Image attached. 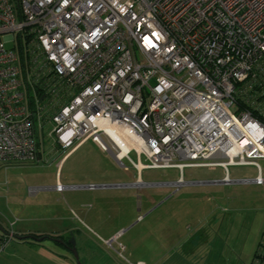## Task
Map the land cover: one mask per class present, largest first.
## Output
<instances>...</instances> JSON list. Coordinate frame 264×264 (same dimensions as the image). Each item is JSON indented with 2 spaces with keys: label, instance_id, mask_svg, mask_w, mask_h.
I'll return each instance as SVG.
<instances>
[{
  "label": "built area",
  "instance_id": "obj_1",
  "mask_svg": "<svg viewBox=\"0 0 264 264\" xmlns=\"http://www.w3.org/2000/svg\"><path fill=\"white\" fill-rule=\"evenodd\" d=\"M108 128L142 142L136 167L260 170L264 0H0V162L36 161L42 134L121 159Z\"/></svg>",
  "mask_w": 264,
  "mask_h": 264
},
{
  "label": "crops",
  "instance_id": "obj_2",
  "mask_svg": "<svg viewBox=\"0 0 264 264\" xmlns=\"http://www.w3.org/2000/svg\"><path fill=\"white\" fill-rule=\"evenodd\" d=\"M49 138L51 137L42 134L38 160L42 159V151L45 152L48 149L47 141L50 140ZM52 140L54 153L57 156L63 155L56 161L57 169L52 178L53 182L40 188V190L57 192L55 203L52 201L49 207H45L50 209V214H42L41 219H44L45 224L37 228L21 225L20 222H12L13 228H11V225L6 224V221L0 217V237L14 235L0 252V264H76L69 244L72 234L75 236L83 264H128L129 260V264L136 262L145 264H253V260L248 255L247 257L244 255L245 250L243 248L241 254H236L231 231L227 226L223 227L225 220L221 224L222 226L220 225L221 216L229 211L227 207L234 200L231 186L244 184L239 182L241 179L232 178L229 168L221 180L188 182L189 185H200L199 188L203 185H210L208 187H214V189L225 188L222 192H219L221 189H215L216 194H210L211 192L208 190L206 192L209 194L203 195L200 193L181 194L179 196V208L170 207V210L163 212L166 214L163 215L165 219L162 220V228H167L165 231L167 234L154 238L156 237L154 234L156 230L150 228L152 222L145 223L156 210L153 207L158 203V199L146 200L147 214L145 218L141 220L142 214H137V209H140L137 189L147 187H138V182L144 181L142 171L150 169L141 166L144 163L142 161L143 156L139 157L131 147L128 151L129 155L126 156V152L119 159L115 150H105L92 139H88L62 153L60 144L55 139ZM90 140L102 152L108 154L115 173L117 169H123L125 177L129 178L121 179L119 177L109 180L108 178H87L86 181L78 182L70 176L64 177L63 172L67 162ZM77 148L79 149L76 150ZM133 152L136 153L138 160L131 156ZM125 159L128 160V165L123 162ZM132 161L141 165L136 167ZM96 163L101 164L100 162ZM219 167L224 169L222 165ZM259 174L263 176L261 166ZM227 177L232 182L227 183ZM57 184L66 186L63 191L65 195L56 189ZM90 184L102 185L103 187H96L97 189L93 190L86 187ZM171 198L168 197L163 204ZM212 201L214 207L203 208L204 204ZM141 205L144 206V204ZM0 215L2 214L0 213ZM173 216L178 218L177 220L173 219L177 223L172 225L171 218ZM139 220L145 221L142 226H149L148 232L150 237L154 239H149V234L143 233L136 236V233H133L125 238L123 243L121 242L125 257L118 258L113 251L108 249L106 241L123 238L128 231L134 228L133 226L138 224ZM229 220L230 223L234 224L233 217ZM227 222H229L228 219ZM213 226H215V230H213ZM127 228L131 229L122 234ZM169 228L172 231H177L176 239L173 241H169L171 234H173ZM222 228L223 232L220 234ZM15 235H34L43 237V239L19 240ZM149 254L150 258L147 257Z\"/></svg>",
  "mask_w": 264,
  "mask_h": 264
},
{
  "label": "rangeland",
  "instance_id": "obj_3",
  "mask_svg": "<svg viewBox=\"0 0 264 264\" xmlns=\"http://www.w3.org/2000/svg\"><path fill=\"white\" fill-rule=\"evenodd\" d=\"M13 45L14 43L11 42L7 46L13 47ZM45 102H47V98L42 104ZM52 127V124L47 126L45 134H47ZM103 137L105 141H108L106 136ZM49 139L50 140L47 141L48 149L45 152L42 151V159L24 163L0 162V213L2 214L0 217L2 220L6 221V224H10L11 228H13L12 222H20L21 225L31 228L43 226L45 221L41 219L42 214H50V209L45 207H49L52 201L55 203L57 192L40 190V188L53 182L52 178L57 169L56 161L63 155L60 154V156H57L54 153L53 138ZM78 149L79 148L76 150ZM68 150H70V148L66 150L60 149L62 153ZM131 156L133 159L138 160L136 153H131ZM224 160L226 159L219 158L214 161ZM142 161L144 163L146 162L144 156L142 157ZM96 162H100L101 164H97ZM123 162L126 165L129 163L127 159ZM258 163L262 168V177L264 179V159H259ZM228 168L233 179H254L259 174V167L254 165H230L224 167V169L219 167V165L186 167L184 170H179L177 168L144 169L142 171V178L145 182L165 183V185H150L140 190L137 189L140 202V209H137V214H142L143 217L141 220L145 218L147 214L145 207L146 200L157 198L158 203L153 207L156 208V210L153 211L145 224L149 221L150 223L152 222L150 228L156 230L154 232L156 237L154 238L164 236V234H167V232H165L167 228H162V220L165 219L163 215L166 214V212H163L170 210V207L179 208V196L181 194H209L206 192L207 190L211 192L210 194H216L215 189H221L219 192H222L225 188L218 187L214 189V187H208L210 185H203V188H199L200 185L194 184H184L178 187L166 183H174L181 178L187 183L201 180H221L222 176H224L225 173L227 174ZM122 170L117 169L115 173L108 154L102 152L101 149L90 140L73 154L64 167L63 176H70L78 182L86 181L87 178H108L109 180L111 178L120 177L121 179H128L129 177H125ZM231 187L233 189L234 200L227 207L229 211H226L224 215L221 216L220 225L223 224L225 220L223 227L227 226L231 231L232 241L235 242L236 254H241L243 248L245 250L244 255L246 257L248 255L254 262L255 259L259 257L261 249L264 248V182L261 184H234V186ZM96 189L97 188H94L93 190ZM63 195H65L64 192ZM168 197H172L171 200L163 204ZM141 204H144V206L142 207ZM205 207H214V202H207L204 204L203 208ZM125 208L127 210L126 205ZM232 217L234 219V224L230 223L229 220ZM177 218L178 217L175 216L171 218L172 225L177 223L173 221V219L177 220ZM227 219L229 222H227ZM144 222L145 221L139 220L138 224L133 226L134 228L132 227V230H130L131 228L125 229L122 234H125L128 230L130 231H128L123 238L114 240L111 246L107 244L108 249L113 251L118 258H124L125 252L121 245H123L122 243L125 238L131 236L133 233H136V236L144 233L145 235L149 234V239H154L150 237V233L148 232L149 226H142ZM213 227V230H215V226ZM170 231L173 234H171L169 241H173L176 239L175 236L177 231H172L171 229ZM222 232L223 228L220 230V234H222ZM79 256L81 258L80 252ZM147 257L150 258V254ZM128 262L130 263V260Z\"/></svg>",
  "mask_w": 264,
  "mask_h": 264
},
{
  "label": "bare ground",
  "instance_id": "obj_4",
  "mask_svg": "<svg viewBox=\"0 0 264 264\" xmlns=\"http://www.w3.org/2000/svg\"><path fill=\"white\" fill-rule=\"evenodd\" d=\"M108 131L113 135L115 140L119 143L121 148V155H124L126 152H128L131 147H137L138 149H141L142 142L137 140L136 138L130 137L128 132L118 131L113 128H108Z\"/></svg>",
  "mask_w": 264,
  "mask_h": 264
},
{
  "label": "water",
  "instance_id": "obj_5",
  "mask_svg": "<svg viewBox=\"0 0 264 264\" xmlns=\"http://www.w3.org/2000/svg\"><path fill=\"white\" fill-rule=\"evenodd\" d=\"M98 187H103V186L98 185ZM15 237L19 240H24V239H28V238H34L36 240H42L43 239V237H36L34 235H15ZM69 244L71 245L70 249L73 252L76 264H83L81 259H80V256H79V252H78V248L76 245V239H75L74 234H72L71 239L69 240Z\"/></svg>",
  "mask_w": 264,
  "mask_h": 264
},
{
  "label": "trees",
  "instance_id": "obj_6",
  "mask_svg": "<svg viewBox=\"0 0 264 264\" xmlns=\"http://www.w3.org/2000/svg\"><path fill=\"white\" fill-rule=\"evenodd\" d=\"M43 94H44V93H40V95H39V96H40V98H41V97H43Z\"/></svg>",
  "mask_w": 264,
  "mask_h": 264
}]
</instances>
